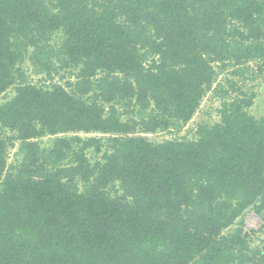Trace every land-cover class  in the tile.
<instances>
[{"label": "trees", "instance_id": "16d2710c", "mask_svg": "<svg viewBox=\"0 0 264 264\" xmlns=\"http://www.w3.org/2000/svg\"><path fill=\"white\" fill-rule=\"evenodd\" d=\"M25 57L77 67L76 81L29 83ZM263 58L264 0H0V94L15 91L0 103L13 133L0 135V264H258L242 225L229 229L248 208L264 220L256 92L228 79L219 120L194 139L139 133L188 122L218 75L262 76ZM79 132L104 135L99 159L86 150L103 138ZM13 140L37 168L5 172Z\"/></svg>", "mask_w": 264, "mask_h": 264}, {"label": "rangeland", "instance_id": "374dc122", "mask_svg": "<svg viewBox=\"0 0 264 264\" xmlns=\"http://www.w3.org/2000/svg\"><path fill=\"white\" fill-rule=\"evenodd\" d=\"M62 40V33L60 31L56 32L52 37V44L54 47H58ZM28 52H31V48L28 49ZM264 63V58L262 59ZM250 65L253 66L255 63L250 62ZM21 68L25 72L26 81L32 83L36 86H40L43 88H51L55 84H60L65 87L67 90L71 88V84L76 81V74L78 72L77 67L73 66H60L57 69H52L50 72L46 70L38 71L32 63L28 60L27 57L24 58L21 63ZM105 76L104 72H97V74L93 77V86L97 85L98 80ZM228 79L234 80L238 82L240 85H244L246 89H250L251 91L256 92V96L253 100V104L248 109L249 113L255 117L264 116V71L262 76L255 77L254 79L245 80L240 77L232 76L229 71H225L218 75L213 83L212 87L206 91L203 96L200 106L196 113L193 114L192 118L186 122L180 124L178 127H171L167 130H159L154 133H139L145 136L148 140L152 142H162L169 139H194L197 137L196 130L200 124H211L219 120L218 109L220 107L221 100L218 97L216 92H221V90L230 91V83ZM241 82V83H240ZM218 84H220L219 87ZM96 90V87H95ZM14 88L11 87L7 89L5 92L0 94V103L9 99L14 95ZM89 92L88 94H91ZM107 106V105H105ZM115 106L120 110L122 114V118H126L129 113H124L125 107L119 102L116 103ZM80 137H101L102 147L100 153H95L93 148L86 150V156L89 158L91 162L100 158L102 151L107 147L104 140V135H100L99 133H77ZM0 135L8 138L13 136V133L1 128ZM71 133H64L61 136H71ZM55 136H51L48 134H44L37 138L32 139V141L36 144L38 148V154L41 156L47 155L49 148L52 146L53 140ZM8 140V139H7ZM21 142L19 140H13L12 145H8L5 151V159L6 166L4 168L5 172L15 173L18 172L19 169H34L38 167V162H34L32 165H29V158L31 156V151H22L20 149ZM69 159L63 161V164H67ZM49 168L48 165H45ZM2 179V178H1ZM112 191V190H111ZM113 192V191H112ZM242 225L243 232L247 235V239L249 242V247L251 249L250 253L253 251H258L255 255V260L258 261V264L262 260V255L264 254V220L261 215L256 213V211L252 208L246 209L243 214L236 220V223L232 225L229 229L232 230L235 226ZM228 230V231H230ZM225 231V232H228Z\"/></svg>", "mask_w": 264, "mask_h": 264}]
</instances>
